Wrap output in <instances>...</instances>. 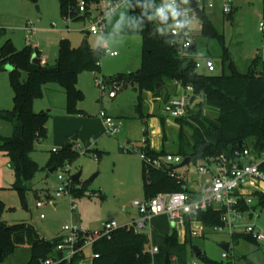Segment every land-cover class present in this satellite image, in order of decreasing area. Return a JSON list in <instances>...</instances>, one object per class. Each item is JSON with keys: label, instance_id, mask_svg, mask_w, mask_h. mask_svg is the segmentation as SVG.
<instances>
[{"label": "rangeland", "instance_id": "1", "mask_svg": "<svg viewBox=\"0 0 264 264\" xmlns=\"http://www.w3.org/2000/svg\"><path fill=\"white\" fill-rule=\"evenodd\" d=\"M109 1H104L102 8L112 9L111 15L102 17L98 8H91L85 20L74 22L63 16L59 0H0V32H4L0 38V49L8 41L19 51L32 44L48 67L56 65L63 39L68 40L73 48H79L83 41H87L90 47H102L106 51L101 60V74L83 73L79 78V87L85 95L80 109L87 114L85 117L66 115V95L57 85L46 86L43 97L34 102L33 110L49 113L50 118L47 138L38 143L32 153L39 170L30 181V189L24 199L15 189L17 178L9 158L0 151V201L6 206L3 220L9 225L32 224L50 242L58 238L64 241L70 235L64 231L66 226L74 225L89 233L100 231L105 221H116L120 227L129 226L140 219L134 203L143 202L146 198L140 148L143 147L147 129L145 118L155 109L158 113L161 111V103L157 102L161 101L154 99L150 93L140 94L136 85L119 86L117 82L107 86L102 98L96 79L136 75L141 69L142 57V37L124 33L130 21L128 0H119L117 6L108 7ZM199 1V9L205 10L223 36V42L203 37L201 20L197 12L192 11L194 19L190 27L197 48L194 56L201 70L207 60L221 62L224 53H227L239 73L248 74L254 69L260 72L264 63V36L259 31V24L264 19V0H204L205 4L203 0ZM226 5L232 8L230 16L223 12ZM163 8L173 19L176 18L170 5ZM99 19H105L101 24L102 31L93 35L90 28ZM161 29L166 33L170 30L169 27ZM113 52H117L118 56L112 57ZM11 70V65L0 62V110L14 108ZM223 73L230 74L228 67L221 66L212 75ZM21 79L27 80V73L22 72ZM116 88L117 97L110 99L108 93ZM102 112L121 124L119 134L106 133ZM204 114L210 117L216 115L211 109H205ZM185 122L191 123L190 118ZM185 132L188 136L192 134L189 127H185ZM174 136L172 133L173 139ZM76 137L77 141H73ZM74 142L79 157L71 165L51 173L53 152ZM132 148L138 149V152L133 153ZM202 163L199 161L197 165L179 171L192 180ZM80 173V181L75 186L80 195L69 193L57 197L60 186L58 176L68 180ZM38 203L43 206L38 207ZM72 205L76 207L74 210ZM152 224L155 229L151 228ZM244 224L256 226L264 234V206L245 214ZM168 230V225L151 221L144 233L149 235L154 247L162 245ZM236 232L243 235V227L240 226ZM191 240L186 246L184 264H204L203 258L196 256L194 248L200 249L203 257L218 263L264 264V243H256L251 238H241L235 243L226 231L192 237ZM223 244L231 245L230 252L221 248ZM224 253H229L228 260L223 259ZM30 257V247L24 246L0 264H27ZM76 264H93L92 248H86L84 258ZM172 264L181 263L172 260Z\"/></svg>", "mask_w": 264, "mask_h": 264}, {"label": "trees", "instance_id": "2", "mask_svg": "<svg viewBox=\"0 0 264 264\" xmlns=\"http://www.w3.org/2000/svg\"><path fill=\"white\" fill-rule=\"evenodd\" d=\"M37 1V0H32ZM63 16L71 21L85 20L90 14L80 13L81 0H59ZM88 5L97 4L100 0H84ZM116 2L118 0H112ZM171 0H128L130 4V21L124 32L126 35L142 37L141 69L138 74L127 77L104 78V83L117 82L119 86L136 85L140 94L151 93L158 98L167 82H178L183 87L192 86L196 95L203 94L205 102L196 104L188 109V116L175 120L180 126L178 153L183 158H192V165L199 161L210 163L221 155L233 157L237 151L251 148L260 153L264 149V63L262 70L256 69L248 74L239 73L224 53L221 66L228 67L230 74L209 75L197 71L193 59H182L177 48L173 45L176 39L164 32L156 23L155 17L163 12L164 5ZM201 20V31L207 39H217L223 42V36L218 32L210 16L205 10L195 7ZM231 15V14H230ZM229 15V16H230ZM102 47L92 48L83 41L79 48H73L68 40L60 43L59 59L54 67H48L42 61L41 65L32 64L34 55L39 51L28 44L19 51L11 41L0 49L1 64H9L10 82L14 92L13 110H0V122L10 127L7 136L0 134V151L9 158V164L14 169L17 178L15 189L22 199L30 189V181L38 172L39 167L32 159L36 145L47 138V123L50 114L36 113L34 102L43 97L48 85H57L66 95V115L68 117H85L87 114L80 109L85 95L79 87V78L83 73L101 74V60L105 55ZM22 72L27 73V80L21 79ZM157 84L161 87L157 89ZM104 93L102 92V98ZM169 98L168 100H170ZM166 100V102L168 101ZM165 102V103H166ZM205 109L216 113L214 117L204 114ZM190 118L191 123L185 121ZM185 127L192 134L188 136ZM147 131L144 132V146L140 148L150 159L165 156L151 150L148 145ZM243 143V146L240 144ZM79 157L75 142L65 145L61 150L53 152L52 169L54 172L65 165H71ZM143 176L146 198L152 199L160 193H187L196 195L187 184L178 179L179 170L174 167L162 169L153 168L144 162ZM51 169V170H52ZM264 171V166L262 167ZM73 182L69 187L72 195H80ZM259 204L254 209L264 206V194L259 195ZM245 209V207L243 208ZM6 206L0 201V263L11 257L15 251L24 246L31 249V257L27 264H44L49 258L61 257L58 246L62 238L50 242L45 240L32 224L9 225L3 220ZM206 230L220 224L221 213L213 208L200 212L198 217ZM210 233V232H208ZM188 232L184 244L179 243L178 233L173 231L165 240V245L159 252L152 255L148 250L150 238L144 232H137L134 227H123L114 231L110 238H103L93 247V264H165L166 253L171 261L175 258L184 264L186 246L191 243ZM233 242L250 236L235 234ZM256 242L253 238H251ZM258 243V242H256ZM80 241L77 248H81ZM231 246L227 252H230ZM84 258V252L75 256L69 264H76ZM204 264H235L234 261L218 263L203 257ZM68 264V263H64ZM252 264V263H248Z\"/></svg>", "mask_w": 264, "mask_h": 264}, {"label": "built area", "instance_id": "3", "mask_svg": "<svg viewBox=\"0 0 264 264\" xmlns=\"http://www.w3.org/2000/svg\"><path fill=\"white\" fill-rule=\"evenodd\" d=\"M106 0H100L101 5L87 4L84 0L80 1L79 11L85 14L88 6L91 8H98L102 17H107L113 13V10L107 8L103 10L102 3ZM119 1V0H118ZM118 1L110 0L108 7L111 5L117 6ZM197 1V6H200V1ZM203 3L205 4L204 0ZM231 3V2H230ZM176 15L173 19L171 16V23L169 35L176 39L173 45L177 48L178 53L182 59H193L196 62L194 52L191 48L194 45L191 33V21L194 19L188 0H171L168 4ZM196 6V7H197ZM165 11V9H163ZM225 15H230L233 11L231 6L226 5L223 10ZM170 14V13H169ZM105 19H99L96 25L90 28L93 35H98L101 29V24ZM202 28V26H201ZM259 31L264 36V19L259 24ZM197 52V51H196ZM195 52V53H196ZM112 57H117L118 53H111ZM202 58V54H200ZM197 71L202 73L201 66L196 62ZM217 64L213 60H207L205 74L212 75L217 69ZM203 74V73H202ZM97 85L102 92L106 91L107 85L103 79H96ZM182 88V93L179 96L172 97L163 107V115L170 120L183 119L188 116V109L193 108L195 104L204 103L205 96L203 94L196 95L192 86L183 87L180 83L175 82ZM117 88L108 93L110 99L117 97ZM192 100H194L192 102ZM104 120L105 131L110 135H117L120 132L121 124L115 119L106 116L104 112L101 113ZM138 149L132 148L131 151L138 152ZM55 150L54 152H56ZM141 152L143 162L153 168L162 169L165 167H176L182 164L185 158L175 155L166 154L160 158L150 160L144 152ZM192 166V163L190 167ZM264 149L260 153L255 152L251 148H244L237 151L233 157L221 155L218 159L211 160L210 163L203 162L197 168V176L205 178L200 182L199 192L196 195L187 193H161L156 197L144 200L143 202L136 201L134 206L138 209L140 219L133 224L125 227H134L137 232H144L147 230L149 223L160 217H165L173 231L178 234L182 233L184 236L191 234V237H204L207 232L210 233H224L228 232L232 237L237 233L240 226L244 229L245 236H250L258 243H264V234L256 228V226L245 225L244 215L253 212L254 207L259 204V195L264 194ZM189 167V168H190ZM187 168V167H186ZM179 180L184 181L187 185L189 180L186 173L179 172L177 176ZM60 186L57 190V197L63 194H69V187L72 185L73 177L66 180L62 175L58 176ZM71 194V193H70ZM72 201V199H71ZM42 203H38V207H42ZM245 207V209H243ZM76 207L71 206L74 210ZM213 208L221 213L220 224L206 230L203 224L198 221L197 217L200 212L207 211ZM253 215V213H250ZM43 219L44 216L42 215ZM123 227H120L116 221H105L102 223L100 231L93 233L81 231L77 226H66L64 231L70 235L58 246V251L62 253L61 257L49 258L44 264H64L70 263L71 260L86 248H92L103 238H110L111 234ZM242 235V234H240ZM82 241L83 246L77 248L78 243ZM159 252L158 248L150 251L152 255ZM98 255L93 254V258H98ZM229 253L223 254V259L228 260ZM192 264H198L194 262Z\"/></svg>", "mask_w": 264, "mask_h": 264}, {"label": "crops", "instance_id": "4", "mask_svg": "<svg viewBox=\"0 0 264 264\" xmlns=\"http://www.w3.org/2000/svg\"><path fill=\"white\" fill-rule=\"evenodd\" d=\"M200 28H201V24H200ZM181 91H182V88L180 87V85L175 84V82H167L166 86L164 87L162 93L160 94V96L158 98L154 97L153 94L150 93V95H152L154 99L161 101V102L157 101L158 103H161V107H159V109L161 111L158 113L157 112L158 109H155V111H153L152 114L148 115L149 117L145 118L146 122H147V129L145 131H147V133H148V135H147L148 145L151 148V150H154L155 152L160 153L162 151H166L169 154H177L178 153L180 126L175 121L166 118L162 114V110H163V107H164L166 100H168L169 98L181 95V93H182ZM10 133H11V130H10L9 126L0 122V134L3 136H7ZM172 133H173V135H175L174 139L172 138ZM145 139L146 138H144L143 146H144ZM204 179L205 178H202L200 176H196L194 179L189 180L187 186L191 191L197 193L200 190L199 184ZM154 222H155V224L162 223V224L168 225L169 230H168V232H166L165 237H163V239H162V243H161L162 245H154V247H153L151 245V240H150V245L148 247V250H152L154 248L159 249V248L163 247L165 245L166 237L168 235H171L173 232L168 220L165 217L155 218L152 220V223H154ZM151 228L155 229L154 224H152ZM155 232H156V230H155ZM145 234H147V233H145ZM208 234L209 233L207 232L205 234V236ZM178 238H179L180 244L185 243L186 236H184L182 233L178 234ZM173 260H176V259L174 258Z\"/></svg>", "mask_w": 264, "mask_h": 264}, {"label": "water", "instance_id": "5", "mask_svg": "<svg viewBox=\"0 0 264 264\" xmlns=\"http://www.w3.org/2000/svg\"><path fill=\"white\" fill-rule=\"evenodd\" d=\"M189 1V4H190V7L191 8H195L197 6V1L195 0H188ZM155 20H156V23L157 25L160 27V28H166L170 25L171 23V17H170V14L167 10L159 13L158 15H156L155 17ZM4 35V32H0V38ZM192 52H196L197 51V48H196V45H193L192 48H191ZM32 64L34 65H41L42 64V60L38 58L37 55H34L33 58H32ZM216 64H217V67L218 68H221V62L220 61H216ZM13 70V68H12ZM11 70V71H12ZM205 70H202V73L205 74ZM161 87L160 84H157V89H159ZM194 100H192L193 102ZM77 137L73 139V141H77ZM40 143V142H39ZM240 146H243V143L240 144ZM192 163V158L188 157V158H185L184 162L178 166L175 167L176 170H180L182 168H189L190 165ZM51 173L54 172V170H50ZM80 178H81V173L74 176L73 177V181L75 183H78L80 181ZM221 248L224 250V251H228L229 248H230V244H223L221 245ZM194 252L196 254L197 257H200L202 255V251L198 248H194ZM165 264H172V261H171V258H170V255L169 253H166V256H165Z\"/></svg>", "mask_w": 264, "mask_h": 264}]
</instances>
